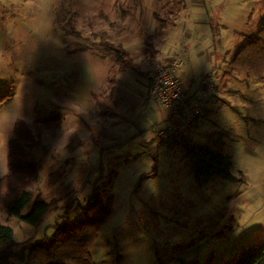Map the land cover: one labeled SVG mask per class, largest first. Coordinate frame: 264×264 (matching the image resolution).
Here are the masks:
<instances>
[{"label":"rangeland","instance_id":"374dc122","mask_svg":"<svg viewBox=\"0 0 264 264\" xmlns=\"http://www.w3.org/2000/svg\"><path fill=\"white\" fill-rule=\"evenodd\" d=\"M237 1L209 8L225 26L213 44L192 27L198 15L185 18L186 11L165 32L170 0H0V178L9 173L8 143L20 120L36 140L31 159L39 166L27 189L58 202L57 216L36 229L0 206L10 243L50 240L56 217L60 228L82 220L80 207L95 197L110 215L90 248L94 264H234L264 243V74L259 80L228 65L241 46L236 32L255 30L264 0L231 4ZM240 8L252 13L247 28L246 18L233 16ZM185 19L191 24L184 27ZM198 41L212 48L199 53ZM118 44L142 71L151 52L181 49L183 63L194 66L179 78L191 75L192 88L205 62L215 67L218 90L189 145L227 157L230 176L197 181L183 148L156 142L166 114L147 103L145 75L127 63L120 70L105 46ZM12 251L9 264H38L18 246Z\"/></svg>","mask_w":264,"mask_h":264},{"label":"trees","instance_id":"16d2710c","mask_svg":"<svg viewBox=\"0 0 264 264\" xmlns=\"http://www.w3.org/2000/svg\"><path fill=\"white\" fill-rule=\"evenodd\" d=\"M105 46L108 52L114 55L116 64L121 67L120 70L124 69L122 66L127 63L130 69L140 73V68L132 64L122 46ZM229 67L233 72L262 80L264 22L256 34L248 38L235 52ZM42 124L52 125V121H43ZM170 143L180 145V148L185 150V156L191 164L197 181L210 179L213 175L230 176L228 158L219 152L212 151L207 146L189 145L186 140L180 144L174 141ZM35 144L36 140L24 122L15 121L13 135L8 143L9 173L0 178V206L8 217H16L34 228L58 210L56 200L47 201L39 194L33 195L27 189L28 184L37 179L39 172V166L31 159V150ZM69 202L71 204V201ZM27 206H30V210L23 216L22 211ZM69 206L71 205H68V209ZM80 208L83 211V219L64 228L56 225L54 227L56 234L50 240L30 239L24 243L12 244L10 243L11 228L0 224V264H9V260L14 256L12 251L14 245L27 253L28 260H35L38 264H94L91 260L90 248L110 212L108 207L101 203L99 197H95L93 201ZM66 214L67 205L61 217H65ZM234 264H264V243L245 249Z\"/></svg>","mask_w":264,"mask_h":264},{"label":"crops","instance_id":"0c3cea01","mask_svg":"<svg viewBox=\"0 0 264 264\" xmlns=\"http://www.w3.org/2000/svg\"><path fill=\"white\" fill-rule=\"evenodd\" d=\"M226 1L227 0H223V1H218V0H170V2L166 3V5L164 7L165 15L163 16V18L166 19L167 20L166 23H168V26H166L168 28H167V30H165V32H167L169 29H175V25L178 23V21L180 19L181 12L182 11H186L185 18H189L192 14L193 15H198L200 17V19H196V18H198V16H196L194 18V21L192 22V24H193L192 27L194 29L196 27L201 28V30L203 31L204 35L207 34L208 35V39H210L212 41V43L214 44L215 41H216V36H217V30H216V28H218V26L224 28L225 26L221 22L218 23V20H216V18L215 19H212V17H210L208 15V11H210V9H209L210 7L211 8L212 7H215L217 9L219 7H223L226 4L224 2H226ZM238 2H240V4H238ZM231 4L233 6L238 4V5H240L242 7L245 4V1L244 0L243 1H239L238 0L237 2H235V3L232 2ZM173 7H174V10L171 11V9ZM155 8H156V5H154L152 7V10H154V12H153L154 18L155 19H159L158 21L163 22V20H161V17H159V15H157ZM240 9H242V8H240ZM200 11L201 12L202 11L205 12L203 14V19L201 17L202 14L201 15L199 14ZM246 11H247L246 9H242L241 11L234 12L235 15H233V16H235V18H243V19L246 18L247 19L246 24L244 25L245 28L248 27V23L250 22V18L252 16V13H249V15L246 16V17H245V15H240L242 12H246ZM170 18H172L171 21H169ZM263 22H264V15H263L262 20H259V22L257 23V26H256L255 30L252 29V32L251 31H247V32L246 31L245 32H236V34L238 36V39H240V41H241V46L245 43V41L248 38H250V37H252V36H254L256 34V32L259 30V28L261 27V25L263 24ZM186 23H189L187 19H185L183 21L184 27H185ZM189 24H191V23H189ZM161 26L163 27L164 26V23H161ZM155 28H157V27H155ZM157 30L158 29H156V31ZM163 30H164V28H163ZM186 31H188V29ZM189 35H190V31H189L188 36ZM166 38L167 37L165 36V39ZM165 39H164V42H165ZM208 39L205 40V41L208 42ZM118 45H120V44H118ZM120 46H122V45H120ZM205 46L206 45H204V44L202 46L199 41L196 43V47H197L199 53L205 52L206 49L212 48L210 45L208 46L209 48H206ZM122 48H123V46H122ZM157 51L158 50H156L155 52L153 51V52H151L150 55H148V58L146 60V66H147V68L144 71H142V69H140L141 70L140 73L141 74L143 73L145 75V78L144 79L146 80V83H147L146 84V91H147L146 92L147 93L146 101L148 99L150 79H151L152 72H153V64L156 62V60L157 61H160V62H163V63H166L171 58H173L175 56V52H173L172 54H170L169 52L164 53L163 52V49H162L161 50V53L158 54L159 52H157ZM181 51L182 50L180 49V51H179L180 55L182 53ZM235 52H234V54H235ZM233 55H232V57H233ZM181 59H182V57H181ZM230 60H229V62H230ZM228 65H229V63H228ZM193 66L194 65H191V60L190 59H187L186 60V63L185 64L183 63V66L177 70L176 77L179 79V81L187 89V92H188L190 98H194V97L198 96L200 94L201 90L203 89L204 85L207 84V83H210L211 86H212V93L210 95V97H211L218 90V87H216V85H215V81L217 80V78H216V76L215 77L213 76L214 75L213 70L215 69V67H213L212 64H210L209 62H205L204 63V66L202 68V74H201L203 76L202 82L197 87L192 88V86H189L187 83H189V81L191 80L190 76L192 75L191 71H192ZM188 67L190 68L189 69V72L191 73V75L189 76V78H185V81L186 82H182L179 77H186V72L188 70L187 69ZM177 73H179V75H177ZM226 74H227V71L226 70L223 71V76H226ZM150 103H152V102H150ZM164 113L166 114V117H165L166 118V121L164 122L165 124H164L163 128L164 127H167V126H170L172 123L176 122V120H177V116L176 115L171 114V113H167L166 111H164ZM205 113H206V109L204 107L203 111L195 119L194 124H193V126L191 128L190 134L193 131L197 130L198 125H199V119H201V117L204 116ZM155 139H156V142L163 143V141H158L157 138H156V136H155ZM148 142H149V140H148ZM166 142H169L170 143L171 141H166ZM187 142L189 143V139L187 140ZM171 145L177 146L178 148H180V145H175V144H171ZM57 211L53 215H51L50 217H48L47 219H45L37 227H35V229L38 228V227H40L41 225L45 224L47 221H49L54 216H57V214H58ZM57 218H59V217H56L55 222H54V225L52 227H55L56 225H59L57 223V221H58ZM54 229L56 230V228H54ZM30 238H33L34 239V237H30L29 236L28 238H24L23 241H25L27 239H30ZM18 243H20V242H18Z\"/></svg>","mask_w":264,"mask_h":264},{"label":"built area","instance_id":"2783aa9c","mask_svg":"<svg viewBox=\"0 0 264 264\" xmlns=\"http://www.w3.org/2000/svg\"><path fill=\"white\" fill-rule=\"evenodd\" d=\"M182 66L180 53L166 63L156 61L153 64L147 102H155L167 113L177 116L176 122L170 126L155 130L158 141L178 144L187 141L195 119L212 93V86L207 83L198 96L190 98L187 89L176 77L177 70Z\"/></svg>","mask_w":264,"mask_h":264}]
</instances>
